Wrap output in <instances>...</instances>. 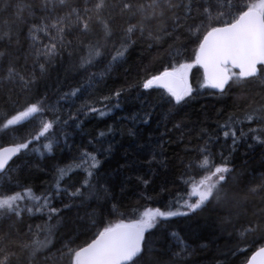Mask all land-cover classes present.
Returning <instances> with one entry per match:
<instances>
[{"label": "snow or ice", "instance_id": "1", "mask_svg": "<svg viewBox=\"0 0 264 264\" xmlns=\"http://www.w3.org/2000/svg\"><path fill=\"white\" fill-rule=\"evenodd\" d=\"M37 12L41 14L37 16ZM117 19L124 21L119 29ZM24 26L28 27L30 43L28 51L21 56L20 37ZM184 29L189 33L195 30L199 41L192 63H173L129 88L118 89L98 100H84L76 113L69 112L66 120L59 115L47 118L54 109L47 103V97L36 98L38 91L34 93L33 89L37 74L45 76L53 61L62 58L67 49H72L69 57H77L74 70L84 73L110 56L106 73L113 64L125 60L137 42L134 36L147 41L152 49L162 47L167 40L178 41V34ZM73 34L75 41L67 39ZM41 35L47 43L39 38ZM194 65L203 68L206 86L222 96L239 89L240 99L247 100L239 115L230 114L219 125L225 141L231 139L232 150L245 138L264 145V0H41L39 4L36 0H0V141H6L0 143V176H7L15 159L42 140L47 142L41 145L44 151L39 154H51L58 144V126L67 127L71 121L79 128L80 115L108 116L120 107V97L132 88L162 90L161 99L173 108L186 104L196 94L189 81ZM103 75L89 74L87 87L91 88L92 81L102 79ZM254 81H259L255 85L259 91L249 99V85ZM84 91L74 88L62 99L79 98ZM20 96L24 97L23 101ZM113 100L115 103L108 107ZM137 118L132 117L134 121ZM29 124L32 127L22 136L16 135ZM109 134H112L111 128L100 132L97 139L103 140ZM218 139L209 137L193 149L198 155L185 165L180 177L182 188L167 209L148 207L139 212L138 219L104 224L90 242L75 248L71 246L73 241L65 244L58 259L66 260L67 264H190L187 245L177 244L179 251H172L171 246L156 248L148 239L150 230L172 217H187L215 205V210L222 213L219 217L222 226L242 223L241 236H251L246 241L249 248L245 250L259 245L245 264H264V176L243 187L230 184L233 169L228 167L227 158L222 151L214 153L209 147ZM105 152H111V144L91 152L85 148L78 163L57 168L56 192H67L61 189V182L70 173L83 170L85 179L68 194L69 199H99L101 192L109 196L108 188L100 185L97 177L102 165L98 153ZM93 179H97L96 184L92 183ZM143 183L147 185L148 181ZM256 198L260 207H254L249 216L247 206L255 204ZM52 199L51 194L36 195L30 187L12 184L10 180L0 182V264H22L25 252L27 264H34L38 254L49 249L55 228L52 221L64 209L72 207L68 204L64 209H57ZM45 210L47 222L29 224L21 234L17 225L22 223L24 214L34 217L44 214ZM2 221L9 222L6 228Z\"/></svg>", "mask_w": 264, "mask_h": 264}, {"label": "trees", "instance_id": "2", "mask_svg": "<svg viewBox=\"0 0 264 264\" xmlns=\"http://www.w3.org/2000/svg\"><path fill=\"white\" fill-rule=\"evenodd\" d=\"M40 2L41 0H36L37 4ZM40 14L36 13L37 16ZM196 23L199 24L200 21L197 20ZM116 24L119 29L124 21L117 19ZM194 31L189 33L184 29L178 34V41L167 40L162 47L152 49H149L147 41L139 39L138 35L134 36L133 39L137 42L130 48L125 60L113 64L106 73L110 56L90 68L88 73H84L74 70L77 57L68 56V52L72 51L69 48L62 58L53 61L45 76L39 77L37 74L38 81L33 91H38L36 98L47 97V103L54 109V112L49 113L48 119L59 115L62 120H66L69 112L76 113L84 100H98L99 97L108 96L118 89L129 88L147 76L158 74L173 63H192L199 42ZM27 35L28 27L24 26L20 37L21 56L29 49ZM39 38L47 43L42 35ZM67 39L75 41L76 35L68 36ZM23 63L21 59L20 64ZM91 73L104 75L102 79L93 80V86L88 88V76ZM189 81L196 94L186 104L175 108L161 99L162 90L145 91L139 87L132 88L120 97V107L108 116L101 118L98 115H80L79 120L82 123L79 128L71 121L67 127L58 126V144L53 147L51 154H39L44 151L41 145L47 142L42 140L39 144L31 145L26 153L15 159L7 176H0V182L10 180L12 184L19 183L30 187L36 195L51 194L52 204L57 209L72 205L52 221L55 225L51 236L52 244L48 250L38 254L34 264H67L66 260L62 262L58 257L69 241H73L71 246L75 248L83 245L85 241L90 242L94 233L104 224L138 219L139 212L148 207L167 209L176 192L182 188L180 177L185 165L198 155L193 149L203 145L209 137L219 138L218 142L214 140L209 147L214 153L222 151L228 160V167L233 169L229 175L230 184L238 183L243 187L245 183L251 184L264 176V145L245 138L233 151L231 139L225 141L219 128L230 114L239 115L247 106V100L240 99L241 91L237 89L222 96L217 90L205 85L204 72L199 65H194L191 69ZM258 84L259 81H254L253 85H249V99L259 91L255 86ZM74 88L85 91L79 98L63 100L64 94ZM23 99L20 96V100ZM114 103L115 100L108 107ZM95 106L101 107L100 104ZM134 116L138 117L135 121L132 119ZM144 120L147 122H143ZM31 127L29 124L21 128L16 135L22 136ZM109 128L112 129V134L98 140L99 133L107 132ZM244 131L247 132V126ZM109 144L111 152L98 153L102 165L97 173L99 184L108 188L109 196L101 192L99 199H69L68 194L80 187L85 179L83 170L70 173L61 182V189H67V192H56L57 168L73 162L78 163L80 153L85 148L91 152L106 149ZM144 180L148 181L147 185L143 183ZM92 183L96 184L97 179H93ZM254 207H260L258 198L255 204L247 206L249 216ZM134 209L138 211L134 213ZM221 215L222 213L215 210V205H209L187 217H172L150 230L148 239L152 246H171L172 251H179L177 244L182 242L191 253L190 264H244L259 245L245 250L249 248L246 241L251 236H241L242 223L222 226L219 219ZM46 222V210L44 214L38 213L34 217L25 213L22 223L17 227L23 234L27 225L35 226ZM2 223L6 228L9 222ZM233 252L236 254L233 255ZM45 257L49 259L45 260ZM22 264H27L26 252L23 254Z\"/></svg>", "mask_w": 264, "mask_h": 264}, {"label": "water", "instance_id": "3", "mask_svg": "<svg viewBox=\"0 0 264 264\" xmlns=\"http://www.w3.org/2000/svg\"><path fill=\"white\" fill-rule=\"evenodd\" d=\"M201 68H202V67H201ZM202 69H203V68H202ZM203 72H204V71H203ZM251 255H252V254H251ZM251 255L249 256V258L251 257ZM249 258H248V259H249ZM244 264H245V263H244Z\"/></svg>", "mask_w": 264, "mask_h": 264}]
</instances>
